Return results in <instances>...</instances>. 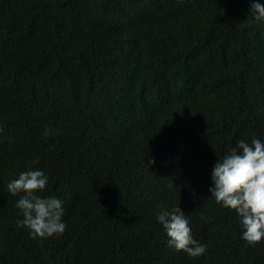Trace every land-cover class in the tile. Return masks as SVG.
<instances>
[{
  "label": "trees",
  "instance_id": "trees-1",
  "mask_svg": "<svg viewBox=\"0 0 264 264\" xmlns=\"http://www.w3.org/2000/svg\"><path fill=\"white\" fill-rule=\"evenodd\" d=\"M254 2L0 0V264H264L210 192L219 158L264 142ZM28 170L63 234L17 225L7 185ZM174 207L204 255L169 246L157 217Z\"/></svg>",
  "mask_w": 264,
  "mask_h": 264
},
{
  "label": "clouds",
  "instance_id": "clouds-1",
  "mask_svg": "<svg viewBox=\"0 0 264 264\" xmlns=\"http://www.w3.org/2000/svg\"><path fill=\"white\" fill-rule=\"evenodd\" d=\"M252 13L257 21L264 20V5L257 0ZM44 134L47 136L49 130ZM212 180L211 196L217 204L238 214L243 239L252 245L264 241V142L256 137H252L251 143L241 139L229 154L219 158ZM48 182L43 170H28L7 185L9 193L19 196L16 207L23 219L17 225L29 229L34 239L49 238L66 230L62 201L37 195L46 189ZM157 218L166 231L169 246L193 258L205 254L207 245L194 239L191 222L181 207L163 209Z\"/></svg>",
  "mask_w": 264,
  "mask_h": 264
}]
</instances>
